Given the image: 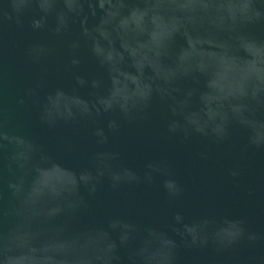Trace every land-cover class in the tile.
<instances>
[{
    "label": "water",
    "instance_id": "1",
    "mask_svg": "<svg viewBox=\"0 0 264 264\" xmlns=\"http://www.w3.org/2000/svg\"><path fill=\"white\" fill-rule=\"evenodd\" d=\"M0 264H264V0H0Z\"/></svg>",
    "mask_w": 264,
    "mask_h": 264
}]
</instances>
